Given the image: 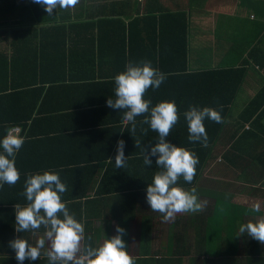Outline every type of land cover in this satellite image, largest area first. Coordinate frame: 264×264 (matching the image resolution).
<instances>
[{"label":"crops","instance_id":"crops-1","mask_svg":"<svg viewBox=\"0 0 264 264\" xmlns=\"http://www.w3.org/2000/svg\"><path fill=\"white\" fill-rule=\"evenodd\" d=\"M160 8L185 11L187 74L244 71L233 98L221 111L223 122L205 119V147L188 140L184 112L190 105L220 110L221 104L212 103L220 96L194 86L197 93L180 97L178 83L196 84L203 78L172 74L170 66L179 64L178 60L152 63L169 72L163 85L149 88L144 98L152 101L150 108L165 100L175 102L179 120L167 139L199 158L193 181L187 183L181 177L178 184L187 191L196 189L203 210L177 213L167 222L146 200L147 185L161 169L155 157L146 166L142 147L135 146V140L142 145L158 141V133L142 123L149 114L136 117L132 131L131 123L124 120L126 110L107 106L109 98H116L115 75L129 61L148 60V50L136 44L143 34L131 22L141 21L140 28L150 32V23L140 17ZM105 19H114L115 29L103 37L102 42L107 40L109 45L101 46L103 58L99 56V23L103 25ZM73 22H78V28L69 31ZM121 22L131 23L129 33H122ZM163 32L166 36L165 24ZM10 83L22 86L12 89L18 92L13 104L10 96L0 99V138L6 134L8 121L20 119L21 107L33 109L34 116L21 131L24 144L15 157L20 179L15 185L0 187V264H20L10 241L22 237L35 245L44 232L43 227L16 232L15 204L28 203L22 195L28 174L46 170L57 172L65 183L67 191L61 199L84 224L83 244L91 236L92 246L98 247L117 234L119 225L125 229L122 239L135 264L246 263L243 253L236 254L234 247H222L221 242H216V253L213 241H257L240 234L239 228L264 218V0H79L75 7L57 8L51 15L34 0H0V88ZM247 113L252 116L245 120ZM120 139L125 141L126 163L117 169ZM248 199L259 202L261 211L253 212L254 204L247 203ZM256 243L260 259L264 244ZM47 248L46 241L40 258L23 264H49ZM186 250L194 257L186 255L179 263L178 255Z\"/></svg>","mask_w":264,"mask_h":264},{"label":"clouds","instance_id":"clouds-1","mask_svg":"<svg viewBox=\"0 0 264 264\" xmlns=\"http://www.w3.org/2000/svg\"><path fill=\"white\" fill-rule=\"evenodd\" d=\"M42 5L51 15L57 8L75 7L79 0H34ZM166 75L152 66L150 60L139 62L129 61L125 70L114 77L115 99L109 98L107 106L121 110L125 109L124 120L131 123L135 131L136 117L145 116L142 123L158 133V141L154 145H142L135 140L136 148L142 147L143 162L146 166L155 163L158 169L151 184L146 188V200L150 209L163 214L164 221L174 220L177 213L199 212L203 205L198 201L196 189L185 190L178 184L182 177L191 183L196 174L198 156L187 148L177 146L167 137L179 120L178 108L174 101H161L150 108L152 101L145 99L149 88L158 89L165 81ZM188 125V140L200 142L207 146L208 135L204 121L210 119L222 123L221 110L212 107H197L190 105L184 112ZM145 134L147 130L145 129ZM24 144V137L17 130L9 128L0 138V187L3 184L15 185L20 179V172L15 165V157ZM125 141L117 142L115 166L125 167ZM67 191L65 183L57 172L46 170L42 174H28L24 184V192L28 203L25 206L15 204V230L18 233L37 231L43 227L44 232L36 240L35 245L27 239L17 237L10 241L9 246L16 253V260L23 264L25 260L36 261L41 256V250L48 248L45 255L49 264H135L129 255L127 245L122 237L125 229L116 226V235L105 239L98 247L85 240L84 224L70 213L61 194ZM253 212H260L259 202L252 206ZM240 234H247L260 243H264V218L256 222L249 221L239 228Z\"/></svg>","mask_w":264,"mask_h":264},{"label":"trees","instance_id":"trees-1","mask_svg":"<svg viewBox=\"0 0 264 264\" xmlns=\"http://www.w3.org/2000/svg\"><path fill=\"white\" fill-rule=\"evenodd\" d=\"M155 11V12H154ZM158 15V16H157ZM180 16H183V19L180 18ZM140 19L143 20V22L150 23L149 26V31L146 30L144 32L142 28H140V22L141 21H134L131 22L134 25V28L137 26V31L139 34H143V36L140 37V42H136V44L139 46L140 44L143 45V50H148L147 52V57L148 60L151 61V63H161L163 60L169 61L173 60L179 61V64L177 65H172L170 66V72H174L172 74H177L178 76L182 75H189V76H197V77H202V80L196 81V84L193 83H178V90L176 91L178 94L182 95L180 97H185L190 94H195L197 93L195 91V87H200L202 89L206 90H212L213 96L216 98L217 95L220 96V99L214 100L212 99V103L214 105L219 106L221 104L220 110L225 109V105H227L230 100L233 98V95L238 87V84L242 80V72L244 71L240 68L237 69H229V70H214V71H206V72H198V73H192V74H187L186 73V62H187V31H186V21H185V11L183 10H169V9H158L156 10H149L148 14L144 17H140ZM105 23L101 25L99 23V37H100V43H99V56L105 58L103 53L101 51V46L106 45L103 41V37L107 38V35L111 33L114 29L115 26L114 24V19H105ZM130 23V22H129ZM125 25L123 22L121 26V31L122 33L127 31L128 33L130 32V26ZM112 24V29H110V25ZM165 24V29H166V36L164 35L163 32V25ZM48 26V25H47ZM69 28L71 29H77L78 28V22H73L71 25H69ZM35 29V28H34ZM34 32L42 33V30H34ZM110 29V30H109ZM163 32V33H162ZM150 33V35H149ZM38 34V38H39ZM145 35V36H144ZM149 37H148V36ZM143 38V39H141ZM138 40V39H137ZM164 47L168 49H164ZM105 50V49H104ZM144 51H143V56H144ZM165 54V55H164ZM14 55L13 52V44L11 45V59L12 56ZM95 55V53H93ZM6 57V55L4 56ZM139 57V55H138ZM15 58V57H14ZM10 59V60H11ZM38 59L42 61V56H38ZM124 61H127V59H124ZM11 64H13L11 62ZM155 68H158L161 72H166L168 69L163 68L164 66H157L154 65ZM40 67L38 66L39 70L41 71ZM169 72V71H167ZM167 75V74H166ZM11 76H13V72L11 73ZM65 77V75L63 76ZM60 77V78H63ZM176 84V83H175ZM22 86L21 84H6L0 88V99L5 98L7 96H10L11 99L9 100L10 104H13L12 98L13 95H15L16 91L12 90L13 88L17 86ZM163 85V83L161 84ZM195 86V87H194ZM263 94H264V88H263ZM38 100V97L36 98L35 102L33 105H35L36 101ZM264 102V100H262ZM200 103H202V99H200ZM224 107V108H223ZM22 110L19 113L20 119L17 121H14L10 123L8 121V124L6 127H4V134L9 128H12L16 125H20L21 131L24 129L26 123L28 121H32L33 115V109H28V106L26 105L25 107H21ZM34 108V106L32 107ZM253 109V107H252ZM252 116V113H247V116L244 117L245 120L250 119ZM223 117H225L223 115ZM217 130L222 127V124L219 126H216ZM24 131V130H23ZM227 243V247L232 248L234 247V252L236 254H244L245 257V264H264V257L258 259L256 256L260 254V247L256 243L257 241H238V240H224ZM216 242L217 240H214V251L218 253V248H216ZM190 256L191 258L194 257V255L189 254V250H186V252H183L182 254L178 255L179 257V263H182L183 259L185 256ZM170 261L167 259V263ZM230 264H233L231 261Z\"/></svg>","mask_w":264,"mask_h":264},{"label":"rangeland","instance_id":"rangeland-1","mask_svg":"<svg viewBox=\"0 0 264 264\" xmlns=\"http://www.w3.org/2000/svg\"><path fill=\"white\" fill-rule=\"evenodd\" d=\"M16 8H17V10H18V7L16 6ZM246 202L247 203H249V204H251V205H253L254 204V201H252V200H250V199H248V200H246ZM217 242H221L222 243V247H227V245H224L223 243H226L224 240H217ZM260 243V242H259ZM261 244V243H260ZM262 244H264V243H262Z\"/></svg>","mask_w":264,"mask_h":264},{"label":"built area","instance_id":"built-area-1","mask_svg":"<svg viewBox=\"0 0 264 264\" xmlns=\"http://www.w3.org/2000/svg\"><path fill=\"white\" fill-rule=\"evenodd\" d=\"M13 129L17 130L18 133H19L20 135H22V134H21V129H20V127H13Z\"/></svg>","mask_w":264,"mask_h":264}]
</instances>
